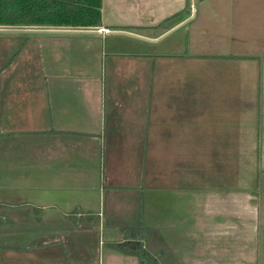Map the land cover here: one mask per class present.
Listing matches in <instances>:
<instances>
[{
    "label": "crops",
    "instance_id": "obj_1",
    "mask_svg": "<svg viewBox=\"0 0 264 264\" xmlns=\"http://www.w3.org/2000/svg\"><path fill=\"white\" fill-rule=\"evenodd\" d=\"M102 23L0 31V264H264V0Z\"/></svg>",
    "mask_w": 264,
    "mask_h": 264
},
{
    "label": "trees",
    "instance_id": "obj_2",
    "mask_svg": "<svg viewBox=\"0 0 264 264\" xmlns=\"http://www.w3.org/2000/svg\"><path fill=\"white\" fill-rule=\"evenodd\" d=\"M102 7L103 0H0V26L99 27L103 24ZM144 232L137 244L140 264H178L169 260L168 249L145 245L154 232Z\"/></svg>",
    "mask_w": 264,
    "mask_h": 264
},
{
    "label": "water",
    "instance_id": "obj_3",
    "mask_svg": "<svg viewBox=\"0 0 264 264\" xmlns=\"http://www.w3.org/2000/svg\"><path fill=\"white\" fill-rule=\"evenodd\" d=\"M195 14V12H194ZM193 14V16H194ZM15 30L11 27H0V31H12ZM32 31H46V32H99V31H90V30H85V29H71V30H58V29H34ZM116 33H125V34H130L134 35V33H131L129 31L121 30V31H112Z\"/></svg>",
    "mask_w": 264,
    "mask_h": 264
},
{
    "label": "rangeland",
    "instance_id": "obj_4",
    "mask_svg": "<svg viewBox=\"0 0 264 264\" xmlns=\"http://www.w3.org/2000/svg\"><path fill=\"white\" fill-rule=\"evenodd\" d=\"M195 13H196V11H195ZM0 27H4V26H0ZM13 39H15V38L12 37L11 34L0 33V47L5 48L6 51L9 52L11 49L10 41Z\"/></svg>",
    "mask_w": 264,
    "mask_h": 264
}]
</instances>
